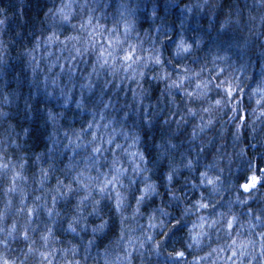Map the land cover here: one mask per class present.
Instances as JSON below:
<instances>
[{"label": "clouds", "instance_id": "obj_1", "mask_svg": "<svg viewBox=\"0 0 264 264\" xmlns=\"http://www.w3.org/2000/svg\"><path fill=\"white\" fill-rule=\"evenodd\" d=\"M0 264H264V0H0Z\"/></svg>", "mask_w": 264, "mask_h": 264}]
</instances>
